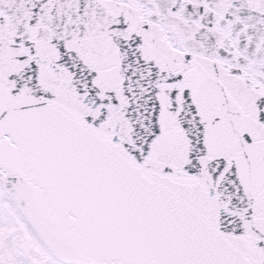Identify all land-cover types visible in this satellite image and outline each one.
<instances>
[{
	"label": "snow or ice",
	"instance_id": "obj_1",
	"mask_svg": "<svg viewBox=\"0 0 264 264\" xmlns=\"http://www.w3.org/2000/svg\"><path fill=\"white\" fill-rule=\"evenodd\" d=\"M0 264H264V0H0Z\"/></svg>",
	"mask_w": 264,
	"mask_h": 264
}]
</instances>
